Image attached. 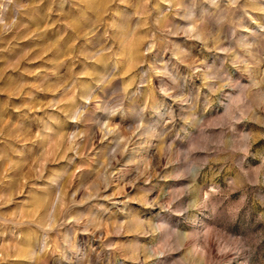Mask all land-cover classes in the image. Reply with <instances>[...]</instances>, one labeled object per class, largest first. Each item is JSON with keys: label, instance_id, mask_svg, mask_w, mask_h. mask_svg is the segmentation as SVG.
<instances>
[{"label": "clouds", "instance_id": "9594fccd", "mask_svg": "<svg viewBox=\"0 0 264 264\" xmlns=\"http://www.w3.org/2000/svg\"><path fill=\"white\" fill-rule=\"evenodd\" d=\"M0 97V264H264V0H0Z\"/></svg>", "mask_w": 264, "mask_h": 264}, {"label": "rangeland", "instance_id": "374dc122", "mask_svg": "<svg viewBox=\"0 0 264 264\" xmlns=\"http://www.w3.org/2000/svg\"><path fill=\"white\" fill-rule=\"evenodd\" d=\"M41 63H42V62H39V63H37L36 65H33V67L40 66ZM24 78H25V79H32L33 77L25 76ZM38 95L43 96V95H46V94H45V93H38ZM4 98H5V97H0V99H4Z\"/></svg>", "mask_w": 264, "mask_h": 264}]
</instances>
